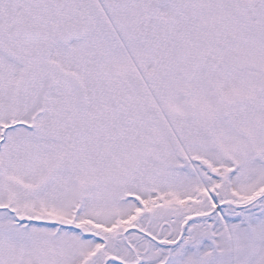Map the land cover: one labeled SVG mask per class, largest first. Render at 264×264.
I'll return each mask as SVG.
<instances>
[{"label":"snow or ice","instance_id":"6c2138e0","mask_svg":"<svg viewBox=\"0 0 264 264\" xmlns=\"http://www.w3.org/2000/svg\"><path fill=\"white\" fill-rule=\"evenodd\" d=\"M0 264H264V0H0Z\"/></svg>","mask_w":264,"mask_h":264}]
</instances>
